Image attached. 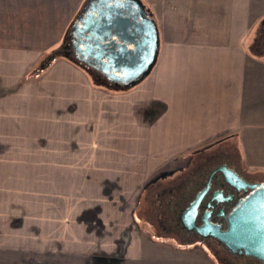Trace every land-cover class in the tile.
Returning a JSON list of instances; mask_svg holds the SVG:
<instances>
[{
	"label": "crops",
	"instance_id": "crops-1",
	"mask_svg": "<svg viewBox=\"0 0 264 264\" xmlns=\"http://www.w3.org/2000/svg\"><path fill=\"white\" fill-rule=\"evenodd\" d=\"M140 1L159 33L155 66L123 89L87 84L88 75L78 71L70 76V88L66 77H57L58 140L52 150L40 151L39 167H33L36 191L24 146L28 124L15 133L22 150L11 151L8 138L16 126L0 116V168L6 167L0 172L10 196L7 232H0L10 240L20 234L23 242L0 245V255H24L0 264H207V257L188 254L194 247L159 245V222L151 217L158 211L155 201L194 186L185 175L191 151L224 135L237 144L244 170L264 169V0ZM86 2L25 0L27 21H12L6 29L41 48L36 32L46 30L34 23L39 11L66 15L62 43ZM69 61L66 66H75ZM24 133L26 141L20 138ZM146 217L153 235L145 229ZM164 230L161 237L169 239ZM37 255L43 262H34Z\"/></svg>",
	"mask_w": 264,
	"mask_h": 264
},
{
	"label": "rangeland",
	"instance_id": "rangeland-1",
	"mask_svg": "<svg viewBox=\"0 0 264 264\" xmlns=\"http://www.w3.org/2000/svg\"><path fill=\"white\" fill-rule=\"evenodd\" d=\"M24 1L25 0H0V42H2V44L4 42L3 46H1L0 43V116L8 119L11 122V125L16 126L15 129H11L12 134L8 138V147L11 148V151L22 150L23 146H16L17 143H15V133L20 131L23 132L25 130L24 127L26 126V123L28 124L29 135L27 141L25 133L20 138L27 142L24 146L27 148L26 150L31 153V184L32 191H36L38 189L37 185L39 183V175L38 169L33 167L34 165L38 166V158L39 156H42L40 151L43 152L52 150L48 148H54L57 143L56 141L58 140L54 135V131L56 130L55 119H58V116L61 118V113L56 112L54 109V89L56 81L59 79L57 77L61 75L66 77V86L70 88L71 84H73L69 82L71 79L70 76L73 72L78 71L79 74L84 73L88 75L90 79L86 80L84 78L87 84L92 82L98 86H103L108 89L121 88L109 86L105 83V79L102 80L87 66L77 62L71 56L70 52H67L66 48L69 43L71 28H69L65 33L62 43H59V40L63 35V32L59 31V29L61 26H65L69 16L63 15L61 18L53 15L47 17L45 15H41L39 11V16L35 17L34 23H39V25H36L38 29L45 27L46 30L45 32H36V34L39 35L37 37L44 42L42 44L44 47L41 48L37 46L36 41L33 39H28V37L23 38L21 36L18 37V33H16L15 36L11 34L12 30H7L6 27L9 26L12 21H15L16 24L27 21L24 16L27 12L24 11ZM88 1L89 0H87V2ZM23 11L24 13L22 14ZM52 11H55V9ZM56 18H58L57 21H55ZM261 34H263L264 37V33L262 32ZM26 39L29 40L30 44L26 41ZM11 44H14V47H9ZM67 60L72 61L75 66L71 64L66 66L65 61ZM81 82H83V77ZM24 121H26L25 124ZM229 139L230 138L227 137V135L216 139L214 138V140L209 141L205 145H201L202 147H198L197 149L191 151L195 155L192 156L190 160H188L189 158L186 160L188 164L185 162L186 166H189V164L191 166V168L187 171L188 173H185V175L190 174V177L187 180H195V185L197 184V180H200L199 183H201L213 169L226 164L231 169L235 170L236 173L244 180L246 179L247 182L264 185V169H251L249 171L244 170L243 166H240L243 162L241 160V154L237 144L234 140ZM20 144H23V142L21 141ZM1 152L5 151L1 150ZM11 162H18V160L13 159ZM233 162H235V164H233ZM2 169L6 172V167H1L0 170L2 171ZM180 178L181 177H179V179ZM7 180L8 178H6V174L0 172V230L2 229L3 232H7L5 229L8 216L5 206L7 203V193L9 200L10 196L9 189H3L2 185L4 182L8 184ZM195 185L193 186V190L190 195L197 190L198 186ZM171 192L172 191H169L167 194L166 200L163 199V203H167L170 199L173 203L174 200L179 199L180 195L176 197V194L172 195ZM183 193H186V191ZM35 199L34 195L30 197L32 202L36 201ZM166 206L167 205L165 204V207ZM171 208H175L174 203L169 206V210ZM32 211H36V209L32 207ZM153 211L155 210L153 209ZM153 214L155 217L150 215L152 219L156 218V214ZM147 220L148 218L146 217V220L144 221L145 229H147V232L149 231L150 235H153L155 228H151L150 226H148L150 227L148 228V223H146L148 222ZM157 222H159V225L154 223V226L156 227V231H159V245L166 249H170V247H184L185 249H188V247H194V250H190L188 254L196 255L199 253V255L207 257V264H249V261L243 256L240 257L238 255H233L227 250L221 252L219 255L214 246H210L206 242L203 243L195 237L189 236L184 239L179 238V231L172 222V216L162 214V210H159L158 212ZM161 229H165L164 231L168 230L170 232L168 234L169 237H167L169 239L161 237L164 235V232L161 231ZM30 235L33 236V233ZM7 236V234L0 232V245L14 243L15 245H20L23 243L22 241H18V239L21 238L20 234V238H16V240H10ZM33 243L34 241L31 239L27 244ZM23 256L24 255L20 254L15 256L10 254L0 255V263H17L20 259L24 258ZM33 259L34 262H43V259L38 255L34 256Z\"/></svg>",
	"mask_w": 264,
	"mask_h": 264
},
{
	"label": "water",
	"instance_id": "water-1",
	"mask_svg": "<svg viewBox=\"0 0 264 264\" xmlns=\"http://www.w3.org/2000/svg\"><path fill=\"white\" fill-rule=\"evenodd\" d=\"M98 7L101 10L97 11ZM69 39L74 41V59L100 73L114 88L136 85L150 74L157 62L158 29L140 0H89L74 22ZM80 39L88 40L91 48L83 49ZM217 173L238 190H252L229 214L226 230L213 224L207 213L201 216L203 225H196L201 203ZM219 194H213L208 207L213 206L212 202L228 200H220L218 197L223 192ZM180 221L188 230L196 229L204 237L215 238L232 253L264 263V185L247 182L228 165H221L211 173L206 187L181 212Z\"/></svg>",
	"mask_w": 264,
	"mask_h": 264
},
{
	"label": "flooded vegetation",
	"instance_id": "flooded-vegetation-1",
	"mask_svg": "<svg viewBox=\"0 0 264 264\" xmlns=\"http://www.w3.org/2000/svg\"><path fill=\"white\" fill-rule=\"evenodd\" d=\"M86 5L82 9V11H81V13L79 15H81L85 11ZM99 10H101L100 7L97 8V11H99ZM79 15H78V17H79ZM77 18H76V20H77ZM72 27H73V25L71 26V28ZM81 41H82V43H80V45H81V47L83 49H86L87 47L89 49L91 48V44L88 43V40L83 39ZM73 45H74V41L69 39V43L67 44V48L66 49H67V52H70L71 56L74 58ZM85 66H87V65H85ZM87 67H89V66H87ZM89 69L93 73L97 74V76L100 77L102 80L105 79L102 75H100V73L96 72L93 68L89 67ZM118 73L120 74V72H118ZM217 168L218 167L213 169L207 175V177L205 178V180L203 182L199 183L200 180H198L197 184L195 185V186H198L197 190L194 191V193L192 195H190V193H192L191 191L193 190V186H190L189 189L186 191V193L180 194L179 199L174 200V202H173L175 204V208H171L169 210V206L171 204H173L171 199H170L171 201L168 200L167 203H163L162 202V201H164L163 199L166 200L165 196H167L166 193H164L163 197H160L161 201H159L158 204H157V201H155V207H153V209H155L157 207L156 208L158 210V211H156L157 212V214H156V219L157 220H158V212H159V210H162V214H168V215L172 216V222L175 224L176 228L179 231L178 232L179 233V236H178L179 238L184 239L185 237H189V236L195 237L196 239H199L203 243L206 242L210 246H214L216 248V252L220 255L221 252H224L226 250L229 251L225 247V245L223 243L219 242L218 240H216L213 237H210V236L209 237H204V236H202L199 232H197L196 229L188 230L186 227H184V225L180 221L181 212L184 209L188 208L189 204L194 201V199L197 196V194L199 192H201L206 187V183L208 182L211 173L214 170H216ZM215 192L218 195H220L219 192H223V195L219 196L218 198L220 200L227 198L228 200L225 201V202L218 203V204L215 203V202H212L213 206L212 207H208V204L211 202L210 201L211 197L213 196V194ZM251 192H252V190H250V189L249 190H238L237 188L225 183L221 173L215 174V176L213 177V179L211 181L210 191H209L208 195L205 197V199L203 200V202L201 203L200 216L197 219L196 225L197 226H202L203 225V222L201 221V216H202L203 213H207V215L209 214V220L213 224L221 226L222 230H226L227 229V222H228L229 214L234 210V208L237 206L239 201H241L242 199L246 198ZM165 204L167 205L166 207H165ZM229 252L231 254H233V255H238L240 257L243 256L244 258H246L249 261L248 262L249 264H264L262 261H260V260H258L256 258L248 257V256H245L244 254H234L231 251H229Z\"/></svg>",
	"mask_w": 264,
	"mask_h": 264
},
{
	"label": "bare ground",
	"instance_id": "bare-ground-1",
	"mask_svg": "<svg viewBox=\"0 0 264 264\" xmlns=\"http://www.w3.org/2000/svg\"><path fill=\"white\" fill-rule=\"evenodd\" d=\"M142 217V216H141Z\"/></svg>",
	"mask_w": 264,
	"mask_h": 264
}]
</instances>
